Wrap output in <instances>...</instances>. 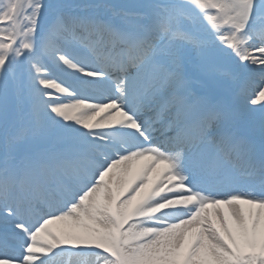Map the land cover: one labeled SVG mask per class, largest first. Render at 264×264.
<instances>
[{
	"label": "snow or ice",
	"instance_id": "snow-or-ice-1",
	"mask_svg": "<svg viewBox=\"0 0 264 264\" xmlns=\"http://www.w3.org/2000/svg\"><path fill=\"white\" fill-rule=\"evenodd\" d=\"M0 264H264V0H0Z\"/></svg>",
	"mask_w": 264,
	"mask_h": 264
},
{
	"label": "bare ground",
	"instance_id": "bare-ground-1",
	"mask_svg": "<svg viewBox=\"0 0 264 264\" xmlns=\"http://www.w3.org/2000/svg\"><path fill=\"white\" fill-rule=\"evenodd\" d=\"M140 163H144V162H140ZM159 167H163V166L161 165V166H159ZM135 168H136V170L138 171V170H139V164H137V165L135 166ZM210 211H211V210H210ZM224 211H225V213L227 212L226 209H225ZM56 227H58V226H56V225L52 226L53 230H55Z\"/></svg>",
	"mask_w": 264,
	"mask_h": 264
}]
</instances>
